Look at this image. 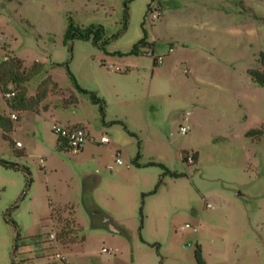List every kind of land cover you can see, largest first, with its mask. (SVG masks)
<instances>
[{"label": "rangeland", "instance_id": "374dc122", "mask_svg": "<svg viewBox=\"0 0 264 264\" xmlns=\"http://www.w3.org/2000/svg\"><path fill=\"white\" fill-rule=\"evenodd\" d=\"M145 33L163 64L126 54ZM263 54L264 0H0V64L44 65L33 110L0 92V264H264ZM55 122L96 141L61 150Z\"/></svg>", "mask_w": 264, "mask_h": 264}, {"label": "trees", "instance_id": "16d2710c", "mask_svg": "<svg viewBox=\"0 0 264 264\" xmlns=\"http://www.w3.org/2000/svg\"><path fill=\"white\" fill-rule=\"evenodd\" d=\"M84 39L90 40L94 39L96 45H100L105 47V45L109 44L112 38L105 37V29L103 26H91L87 29H80L75 26L72 18H70L69 25L66 30L65 40H73V39ZM148 46V48H152L155 50L156 43L150 42L148 40V36L145 33V36L136 43L133 48L126 54H138L142 51L143 48ZM119 54H125L122 52H118ZM263 62H264V54L262 55ZM155 66L160 65L156 60H154ZM23 61L19 57H8L0 64V92L1 93H9L12 91H16V95L12 97L11 101H9L8 105L13 109H20V110H29L32 109L33 105H28L29 102L31 104V100L28 98V87L27 84L38 74L43 71L44 65L43 63H35L31 69L26 72L22 70ZM251 76L253 79L264 85V70H251ZM47 91L46 86L43 84L39 87V97L38 100L40 101L42 97L45 96ZM93 98L95 101L100 102L102 104V110L104 111V101L103 99L99 98L95 94H93ZM39 103V102H38ZM33 110V109H32ZM20 118V117H19ZM16 119V120H19ZM0 128L5 129L7 132H10L14 128V121L11 116L5 115L0 111ZM264 134V125L262 128L253 129L248 132V136H260ZM67 145L63 142V140L59 137L58 139V147L59 149L68 150ZM69 151V150H68ZM193 161H198V154L194 153ZM185 157L184 159H186ZM4 164L9 165V163L4 162ZM70 228L66 229L69 230ZM72 233L71 230L68 231L67 235ZM63 233L60 235V239H62ZM17 246V245H16ZM197 258L202 263L201 260V249H197Z\"/></svg>", "mask_w": 264, "mask_h": 264}, {"label": "built area", "instance_id": "2783aa9c", "mask_svg": "<svg viewBox=\"0 0 264 264\" xmlns=\"http://www.w3.org/2000/svg\"><path fill=\"white\" fill-rule=\"evenodd\" d=\"M161 15H162V12L159 9L158 3H157V6L154 7V10L151 14V20L154 21V20L158 19ZM172 50H173V48H171V51ZM145 52L147 53L148 56L154 58V60H156L159 64H161L163 62L164 56L158 55L156 53V50H154L152 48H148L147 50H145ZM111 67H113V66H111ZM119 70L123 71V72H127V71H129V67L125 66L123 68H120ZM15 95H16V91L6 93V96L8 98H12ZM189 114L190 113H188L186 118H185L186 121H189ZM11 118L16 120L19 118V115L16 112H13L11 114ZM53 129H54V132L63 140L65 145H67L66 146L67 149L69 151H72L73 153H78V152L82 151L88 142L96 141V137L94 135H92L86 127H83V126L63 125L59 122H55ZM190 130H191L190 125H182L181 126V131L184 134L188 133ZM100 142L108 144V143H110V138L108 136L104 135L101 138ZM17 145L21 146L22 144H21V142H17ZM188 159L192 161L193 156L189 155ZM117 163L118 164L123 163L122 160L120 159V157L117 158ZM50 236L52 239H57L55 232H52L50 234ZM104 251L110 252V250H108L107 248H104ZM57 257L65 259V256L61 253H58Z\"/></svg>", "mask_w": 264, "mask_h": 264}, {"label": "crops", "instance_id": "0c3cea01", "mask_svg": "<svg viewBox=\"0 0 264 264\" xmlns=\"http://www.w3.org/2000/svg\"><path fill=\"white\" fill-rule=\"evenodd\" d=\"M133 45H135V43H133V44H131L130 46H128L129 48H128V50H126V51H130L131 49H132V47H133ZM155 50H156V53H157V46L155 47ZM117 51L118 50H115V51H111V52H114V53H117ZM119 51H121V50H119ZM174 52V48H173V50L172 51H170V53L168 54V56L169 57H172L173 56V53ZM158 55H162V56H164V54H159V53H157ZM111 58H113V59H116V58H118V57H116V56H111V55H109ZM128 57H131V56H123V57H120V59H127ZM165 57L166 56H164V58H163V62L161 63V64H163L164 63V60H165ZM153 59V63H154V58H152ZM160 64V65H161ZM70 262V261H69ZM70 264H73L72 262H70Z\"/></svg>", "mask_w": 264, "mask_h": 264}]
</instances>
